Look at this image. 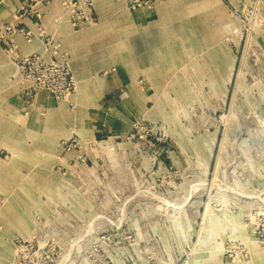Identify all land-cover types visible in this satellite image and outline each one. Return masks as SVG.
I'll return each mask as SVG.
<instances>
[{"label": "rangeland", "instance_id": "374dc122", "mask_svg": "<svg viewBox=\"0 0 264 264\" xmlns=\"http://www.w3.org/2000/svg\"><path fill=\"white\" fill-rule=\"evenodd\" d=\"M116 1L107 3L129 16L151 12L131 18L129 35L158 16L187 22L184 36L173 22L160 26L179 63L162 73L130 48L99 65L61 45L71 69L134 87L140 99L120 106L127 129L106 137L135 131L137 139L115 161L106 157L71 179L57 169L60 141L54 152L35 153L6 136L13 139L0 158V264H264V0H158L139 9ZM49 2L63 10L62 0ZM93 11L91 24L72 26L86 38L96 29L94 48L128 37L115 12ZM18 75L25 97L28 83Z\"/></svg>", "mask_w": 264, "mask_h": 264}, {"label": "crops", "instance_id": "0c3cea01", "mask_svg": "<svg viewBox=\"0 0 264 264\" xmlns=\"http://www.w3.org/2000/svg\"><path fill=\"white\" fill-rule=\"evenodd\" d=\"M96 1L95 10L100 16L108 17L109 14L115 12V23L121 26L118 30L119 33H122L123 27L128 28L127 31H124V34H127L128 37L126 36L122 41L110 42L108 43L109 46L107 45L102 49L94 48L95 42L93 40L96 39L94 37L96 29L92 32V36L88 34L86 38L82 32L73 28L70 14L64 9L60 10V5L57 2H49L44 6L42 16H20L18 10L23 4V0H7L0 4V25L14 23L29 28L35 33L36 36L30 43L22 35L15 34L20 54L33 51L43 52L45 39L52 38L54 41L61 43L64 50L72 47L75 50L74 52L77 51L86 55L85 61L95 62L94 64L99 65H105L109 62L106 59V61H101L102 57L107 58L106 55L109 54L118 56V53L128 51L130 48L133 50V54L138 53L141 60L143 58L150 59V62L154 63L153 65H156V63L162 65V68L157 66V70L162 73L169 71L174 67V64L179 63L178 59L174 60L175 58H172L175 54L168 51V45L165 46L161 42L165 30H161L160 26L173 22L174 29L172 32L184 36L186 31L191 30L187 22L186 26L182 27L180 26L182 22H178L174 14L172 16L166 15L165 18L158 16L154 24L148 29L146 28L144 33L137 36L129 35L131 28L126 24L133 23L130 21L131 18L142 20L149 16L148 13L150 12L142 10L143 14L140 16H129L124 12L115 11V9L120 8L118 6L113 8L111 3H107L109 0L105 2L103 0ZM160 12L162 11L160 10ZM164 36H167L166 32ZM0 46V158L5 151L12 152V148L9 149L5 145L11 144L13 138L7 141L6 136L16 137L13 142L16 143L17 147H20V151L29 150L36 153L40 149L41 152L51 153L54 152V146L57 147L59 141L69 138L71 134V136L78 134L82 138L86 136L106 137L110 133L117 134L121 133L124 128L127 129L124 125L121 128V122H124L125 116H122L120 106L128 100L140 99L133 86L129 85L125 89L118 81L111 83L105 81V79L84 75L85 73L81 71V67L75 64L74 69H72L75 77L78 76L79 86L77 93L73 97L71 96L72 99H68V102L59 101L50 93L41 91L30 105L24 97L16 61L11 58L2 45ZM155 70L156 67H154V72ZM100 102H102V107H97L96 105H99ZM70 103L74 104V108H71ZM88 105H92V107ZM90 108L93 109V117L88 115ZM25 110H28V112H25ZM114 138L117 139L119 136L116 135ZM60 155V161L65 162V158L62 154Z\"/></svg>", "mask_w": 264, "mask_h": 264}, {"label": "built area", "instance_id": "2783aa9c", "mask_svg": "<svg viewBox=\"0 0 264 264\" xmlns=\"http://www.w3.org/2000/svg\"><path fill=\"white\" fill-rule=\"evenodd\" d=\"M117 1L124 2L131 9H139L151 7L158 0ZM46 3L48 0H23L18 14L39 16L37 13L42 12ZM62 6L70 14L76 28L84 27L94 21L93 0H62ZM16 33L22 35L29 43L36 35L31 29L14 23L0 26V43L8 53L12 54L23 79L28 83L25 88V100H28L30 105L41 91H47L58 98H67L77 93L76 77L71 69L70 61L61 53L59 42L46 38L43 52L33 51L20 54L18 43L15 40ZM137 135L138 132L130 131L125 137L117 139L97 136L85 141L78 134L62 139L59 147L65 162L61 161L57 169L64 176H71L69 177L71 179L81 178V174L89 172L92 167L104 162L106 157H111L112 161H115L116 157L131 151L130 144L137 139Z\"/></svg>", "mask_w": 264, "mask_h": 264}, {"label": "bare ground", "instance_id": "6f19581e", "mask_svg": "<svg viewBox=\"0 0 264 264\" xmlns=\"http://www.w3.org/2000/svg\"><path fill=\"white\" fill-rule=\"evenodd\" d=\"M151 13V12H150ZM141 14H143V12H139V14H137V16H140ZM161 33V32H160ZM155 36V35H154ZM147 42V41H146ZM156 43V42H155ZM148 44V43H147ZM157 44V43H156ZM146 46V45H145ZM148 46V45H147ZM107 50V49H106ZM105 53H106V51H105ZM103 55H105V54H103ZM107 56V55H106ZM96 57V56H95ZM77 80L79 81V79H78V76H77Z\"/></svg>", "mask_w": 264, "mask_h": 264}]
</instances>
